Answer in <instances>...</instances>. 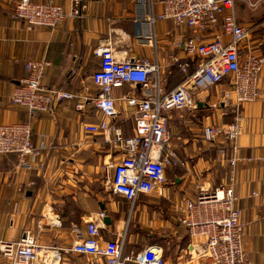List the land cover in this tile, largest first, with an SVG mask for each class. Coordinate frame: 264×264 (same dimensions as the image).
<instances>
[{"label":"crops","instance_id":"obj_1","mask_svg":"<svg viewBox=\"0 0 264 264\" xmlns=\"http://www.w3.org/2000/svg\"><path fill=\"white\" fill-rule=\"evenodd\" d=\"M20 1L0 0V123L29 124L40 155L28 171L18 166L17 156L0 155V237L17 241L30 232L45 248L67 250L76 242L77 233L85 232L88 222L104 212L110 218L102 230L104 240L115 239L119 227L130 220L126 254L154 247L163 253L165 264H212L203 256L205 240L192 238L174 211L185 199L195 200L200 189L231 187L235 205L242 211L243 250L252 264H264V67L259 77L260 98L239 107L243 117L237 142L239 161L230 164L232 154L226 142L209 144L202 137L205 127L233 123L235 100L223 99V93L230 91L225 81L198 99L207 106L168 112L170 146L185 167H168L162 194L142 196L136 212L134 208L131 213L128 203L112 194L109 182L104 184L105 165L118 162L122 154L105 142L103 134L86 130L105 119L95 106L100 91L92 81L100 68L97 50L111 44L119 60L156 64L162 86L170 91L183 80L184 65L192 73L199 63L176 46L189 30L159 19L163 0H54L66 12L78 8L82 18L57 29H29L14 16ZM235 16L250 30L240 46L241 59L263 56L264 0H236ZM218 36H222L221 28L207 34L206 41ZM30 60L49 63L43 86L74 98L54 102L50 112L34 117L14 106L11 95L26 78L25 64ZM125 96L143 98L141 87L127 85L112 91L117 114L111 122L130 138L135 131V111ZM221 147L227 157L219 153ZM170 169L180 175L173 185L167 180ZM150 197L166 199L170 210L151 212L145 203ZM61 263L106 264L103 258L70 252L63 254Z\"/></svg>","mask_w":264,"mask_h":264},{"label":"built area","instance_id":"obj_2","mask_svg":"<svg viewBox=\"0 0 264 264\" xmlns=\"http://www.w3.org/2000/svg\"><path fill=\"white\" fill-rule=\"evenodd\" d=\"M235 3L236 0H163L164 10L159 19L171 21L177 28H187L189 34L176 46L199 59L192 73L188 71V64L182 67L185 76L173 90L166 91L162 86L156 64L119 60L111 44H104L97 50L100 68L92 75V81L100 91L95 106L105 119L87 126L86 130L91 134H103L105 142L122 154L118 162L105 165L104 172L109 177L112 194L122 197L131 213L142 196L162 194L168 167H185L169 143L168 112L196 109L198 99L225 81L230 91L223 93V99L235 100L233 123L205 127L202 137L209 144L226 142L232 154L227 158L230 164L234 166L239 161L237 142L242 135L243 121L239 107L261 96L259 77L264 55L251 54L241 59L240 46L248 39L250 30L237 20ZM14 16L29 29H57L70 20L82 18L78 8L66 12L54 0H21ZM219 28L222 36L206 41L207 34ZM48 66V62L41 60L26 62L27 76L11 95V103L26 109L32 117L50 112L54 102L74 98L68 92L42 85ZM127 85L140 86L143 93L141 99L123 98L135 111V131L130 138H125L111 122L117 114L112 91ZM32 135L30 125L25 122L0 123V155H15L18 166L30 170L40 155ZM219 153L226 156L227 150L221 147ZM236 201L233 188L217 187L201 189L195 200L185 199L175 207V217L188 234L205 240L203 256L212 264H252L243 250L242 211L236 207ZM106 217L101 212L98 220L88 222L85 232H78L76 242L67 250L45 248L30 232H25L17 241L0 237V264H61L63 254L68 252L100 257L106 264H165L159 248H146L137 254L125 253L130 220L119 227L115 239L104 240L102 230Z\"/></svg>","mask_w":264,"mask_h":264},{"label":"rangeland","instance_id":"obj_3","mask_svg":"<svg viewBox=\"0 0 264 264\" xmlns=\"http://www.w3.org/2000/svg\"><path fill=\"white\" fill-rule=\"evenodd\" d=\"M169 133H170V129H169ZM170 141H171V139L169 140V143H170ZM181 159L184 160L183 158H181ZM170 170H169V173L167 174V180H168V183L173 185L174 184L173 180L176 178L175 176L179 177L180 175L175 174L174 171H172V169H170ZM181 173L185 175L184 170ZM104 180H105V182H104L105 186L108 185L107 183L109 182V177H107L105 175ZM199 191H201V189ZM142 203H144V202H142ZM145 203H147L146 205H148V207H149L147 209H150L151 212L155 211V209L158 210V208H160V212L163 213V211L170 210V206H171V204L168 201H166V199L158 200V199L153 198V197H150L149 201H148V198H146ZM135 212H136V206H135ZM136 220L138 221V219H136ZM138 229H140V228L138 227ZM134 230H137V225H136V227H134Z\"/></svg>","mask_w":264,"mask_h":264},{"label":"water","instance_id":"obj_4","mask_svg":"<svg viewBox=\"0 0 264 264\" xmlns=\"http://www.w3.org/2000/svg\"><path fill=\"white\" fill-rule=\"evenodd\" d=\"M196 105L199 106V107H201V106H203V105H204V106H207L206 104L198 103V102L196 103ZM104 223H105V225H109V223H110V218L107 217V218L104 220Z\"/></svg>","mask_w":264,"mask_h":264}]
</instances>
